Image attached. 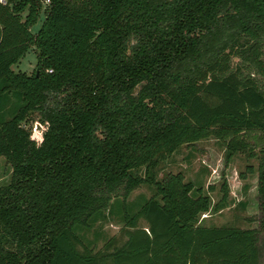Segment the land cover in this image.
<instances>
[{
    "label": "trees",
    "instance_id": "trees-1",
    "mask_svg": "<svg viewBox=\"0 0 264 264\" xmlns=\"http://www.w3.org/2000/svg\"><path fill=\"white\" fill-rule=\"evenodd\" d=\"M30 45L31 71L11 69ZM211 136L226 159L256 158L264 229V0L0 2V264H260L257 228L203 223L201 182L159 176ZM141 185L151 195L96 247L93 223Z\"/></svg>",
    "mask_w": 264,
    "mask_h": 264
},
{
    "label": "rangeland",
    "instance_id": "rangeland-1",
    "mask_svg": "<svg viewBox=\"0 0 264 264\" xmlns=\"http://www.w3.org/2000/svg\"><path fill=\"white\" fill-rule=\"evenodd\" d=\"M44 5L42 4V7ZM41 7V8H42ZM43 19V9H40L35 22L29 26L34 32ZM35 64V52L30 45L23 55L11 64L13 70L30 72ZM36 112H30L23 125L30 129L32 134H37L40 128ZM36 126L37 130L32 128ZM252 138L258 140V135ZM260 143H256V148ZM252 165V171L247 169ZM159 176L167 170L182 171L186 179L199 180L204 190H208L214 205L209 212L200 216L205 224H233L241 227H254L258 230V244L260 264H264V229L260 226L261 211L258 204L257 193V160L248 157L244 152H237L230 159L225 158L224 143L215 137H206L197 140L193 144H183L174 153L160 161L157 165ZM144 167H140L138 173H142ZM11 168L0 155V184L9 180ZM226 181L228 187L227 204L215 209V203L220 199L223 190L222 183ZM211 185V187H209ZM151 195V190L146 185L134 189L127 198H117L114 202V214L105 211L106 217L93 223L87 232V237L94 241L96 247L102 245L105 240L119 234L122 222L115 215L120 211H136Z\"/></svg>",
    "mask_w": 264,
    "mask_h": 264
},
{
    "label": "built area",
    "instance_id": "built-area-1",
    "mask_svg": "<svg viewBox=\"0 0 264 264\" xmlns=\"http://www.w3.org/2000/svg\"><path fill=\"white\" fill-rule=\"evenodd\" d=\"M0 2H4V0H0ZM43 3H47L48 0H42Z\"/></svg>",
    "mask_w": 264,
    "mask_h": 264
},
{
    "label": "crops",
    "instance_id": "crops-1",
    "mask_svg": "<svg viewBox=\"0 0 264 264\" xmlns=\"http://www.w3.org/2000/svg\"><path fill=\"white\" fill-rule=\"evenodd\" d=\"M10 67H11V65H10ZM12 69V68H11Z\"/></svg>",
    "mask_w": 264,
    "mask_h": 264
}]
</instances>
